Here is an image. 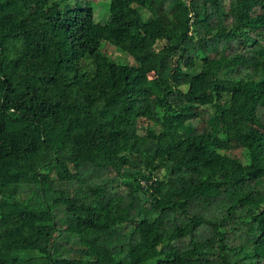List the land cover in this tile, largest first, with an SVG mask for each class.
<instances>
[{"label":"trees","instance_id":"trees-1","mask_svg":"<svg viewBox=\"0 0 264 264\" xmlns=\"http://www.w3.org/2000/svg\"><path fill=\"white\" fill-rule=\"evenodd\" d=\"M74 2L0 0V264H264V0Z\"/></svg>","mask_w":264,"mask_h":264},{"label":"rangeland","instance_id":"rangeland-1","mask_svg":"<svg viewBox=\"0 0 264 264\" xmlns=\"http://www.w3.org/2000/svg\"><path fill=\"white\" fill-rule=\"evenodd\" d=\"M99 0H75V2L73 3L76 4V3H81V4H87L89 5V7L92 9L93 11V17H94V21L96 23H99V24H104L106 21H107V7H108V0H106V2L103 4V11H101L100 9V6H99ZM118 52V51H117ZM119 54L123 55L122 53L118 52ZM116 57H118V55L116 54ZM62 236L64 238H66L68 236L67 233H63ZM65 242V241H64ZM70 244L71 245H74L75 244V241H70ZM70 245V246H71Z\"/></svg>","mask_w":264,"mask_h":264}]
</instances>
